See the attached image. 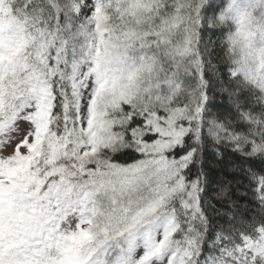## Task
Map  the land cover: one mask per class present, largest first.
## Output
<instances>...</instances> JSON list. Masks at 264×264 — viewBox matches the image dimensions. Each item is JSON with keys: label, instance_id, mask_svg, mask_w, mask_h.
<instances>
[{"label": "snow or ice", "instance_id": "1", "mask_svg": "<svg viewBox=\"0 0 264 264\" xmlns=\"http://www.w3.org/2000/svg\"><path fill=\"white\" fill-rule=\"evenodd\" d=\"M0 264H264V0H0Z\"/></svg>", "mask_w": 264, "mask_h": 264}]
</instances>
